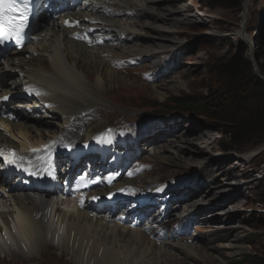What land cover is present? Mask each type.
<instances>
[{
    "label": "bare ground",
    "instance_id": "obj_1",
    "mask_svg": "<svg viewBox=\"0 0 264 264\" xmlns=\"http://www.w3.org/2000/svg\"><path fill=\"white\" fill-rule=\"evenodd\" d=\"M165 1L96 0L95 4L86 3L82 10L89 12L95 19L86 22L80 14H74L77 20L84 21L82 22L83 26L90 28L78 43L69 39L72 30L62 28L56 21L44 28L41 42L29 48L28 51H31L32 54L36 53L35 58L31 56L28 60H24L19 57L20 55L16 57L9 55L6 60L0 61V73L5 74L8 79H12L8 86L3 83L1 93L16 94L15 90L10 87L14 86L16 77L22 76V79L28 80L29 84L33 83L42 88L45 97L52 105L50 116L60 119L62 126L67 124L71 116L76 113L77 117L89 112L90 110H87L89 107L86 106L88 101H84V98L94 99L93 93L85 84L90 81L91 75L97 74L100 70H106L104 77L117 76L113 69L117 67V59L123 58V55L133 54L139 56L145 54V56L153 57L158 55V52L169 48L167 45L160 46L157 44L160 41L167 42L168 40L166 36L162 37L157 32L158 28L150 27L151 21L154 23L166 21L170 24L173 15L181 13V11L171 13L162 4ZM155 12H161L162 14L157 15ZM147 33H149V36ZM145 38L150 39V44L149 42L146 45L142 43ZM96 47L99 48L95 49ZM104 67L106 69H103ZM17 71L20 74L14 77L13 74ZM97 76L99 77V73ZM108 81L111 80L108 78ZM92 88L97 93H102L104 90L96 86L95 88L92 86ZM68 96L74 98V100H68ZM13 114L18 119L17 124L9 123L6 126L9 128V134L17 136L18 139H11L0 133V147L16 148L25 157L34 156L38 150L37 147L44 146L43 144L46 142L42 141L51 132L45 133L42 127H35L29 117L23 114L22 111L16 110ZM1 121L3 123H0V126L4 128L5 132L6 127L3 124L6 123L3 120ZM90 123L91 121L87 119L75 120L74 125L78 126L72 128L74 130L65 137V141H60L57 136L53 137L51 141L53 149L63 150L77 142H83L79 146H90L95 129L97 130L98 127L103 125L102 122L97 120ZM39 125L48 126L49 124L45 122ZM157 139L158 137H155L154 141ZM107 140L108 136L106 137ZM161 141L168 143L169 139L163 138ZM202 141L206 143L205 140ZM122 144L126 143L123 141ZM84 147L80 148V151ZM120 147L125 148L124 145H120ZM103 149L106 150L105 146H103ZM160 149L168 151L167 147ZM87 158L90 159V164L94 163L95 158L93 155L84 158L82 163L87 162ZM164 159L173 163L175 161V158L172 157L165 156ZM164 159L160 157L161 161H164ZM183 160L175 162L186 167L187 162L190 161L185 158ZM203 160L208 161L205 165H197V169L201 172V176L210 179V184L213 185L217 183L215 176H221L219 175L220 172L217 174L216 170L219 165L208 158ZM56 161L64 167L69 163V159L65 156H58ZM80 167L85 168L83 164ZM223 171H225V168L221 172ZM38 172L39 169L36 173ZM214 173L217 175L213 176ZM226 175L224 176L228 177L229 174ZM135 176V171H129L128 167L120 166L119 182L112 184L108 182L106 177H101L100 181L92 188L91 193L95 196L100 195V187L106 185H114L115 189L123 188L126 191L127 185L129 187L130 185L145 187L161 182L159 178L144 180L140 177L134 180ZM174 181L177 187L171 189V185L168 186V189H171L167 194L170 197L169 203L176 210L180 208L188 210L185 213L189 214L190 220L198 214L222 207L224 200H233L234 204L237 202L236 199L234 200V197L237 198V196L228 193L226 196H219L215 200L212 199V201L209 199L210 202L208 201L206 204V201H204L203 204L206 206H202L201 201L203 199L198 198L196 202L194 199L196 196H193L201 191L206 183H203L200 179L193 180L195 186L190 188L187 181L185 183L181 182L183 184L178 183V180ZM215 187H217V184ZM207 189L208 194L212 193L213 188ZM27 190H35L40 199L35 201L30 196L31 193L26 192ZM49 194L51 193L45 190H38L32 186L21 184L19 178L12 179L8 178L7 175H0V200L5 203L8 202L10 205L8 211H0L1 252H4L3 239H15L14 233H17L28 250L27 252L20 251L18 254L10 252L8 256L13 260L19 258L29 259L37 255L46 258L54 254L51 252L53 243L48 241L45 236L46 229L43 220L46 218L58 237H62V246L59 249L62 255L69 256L67 258L69 264H181L182 262H179L181 259L207 263L211 259H219L204 252L208 249L204 248L205 246L186 244L191 239L187 236H183L182 240L179 239L180 241L174 242L170 241V234L162 236L159 233L162 231V227L156 230L153 229L148 233L136 224L127 225L123 221L115 222L113 225L106 224L100 218L90 217L89 205L82 206L78 211H75L74 205H71L68 201H64L62 205L56 202V199L49 200ZM202 197H205L203 191ZM4 202L3 204H5ZM120 202L131 203L132 200L121 198ZM238 204H240V201H238ZM153 208H156V206H151L149 209ZM167 214L169 215L170 212H167ZM234 217H236L235 214L227 213L223 216L222 221L226 222ZM220 219L214 218L211 222H217ZM14 243L18 246L16 240H14ZM223 262L221 259V263ZM59 263L61 264V262Z\"/></svg>",
    "mask_w": 264,
    "mask_h": 264
},
{
    "label": "rangeland",
    "instance_id": "obj_2",
    "mask_svg": "<svg viewBox=\"0 0 264 264\" xmlns=\"http://www.w3.org/2000/svg\"><path fill=\"white\" fill-rule=\"evenodd\" d=\"M211 2L212 0H166V4L163 2L171 13L181 11L173 15L170 24L166 21L150 22V27L158 28L157 32L162 37L166 36L168 40L157 44L167 45L169 48L153 57L130 54L118 58L117 62L123 60L125 65L120 64L119 68L113 69L117 76L104 77L106 70H100L99 77L98 73L90 76V81L85 84L93 93L94 99L85 97L84 101H88L87 110L96 108L95 114L89 112L90 118L102 122L103 125L118 124L119 119L120 123L131 124L135 130L148 132L158 124L165 126L156 140V153L153 155L143 153L141 157V160L147 163L143 168H151L145 174L144 180L159 178L167 187L169 182L174 180H178V183L187 181L190 188H194L193 180L200 179L206 185L193 197L196 196L194 198L196 202L198 198L203 199L202 204L228 193L237 196L234 197V200H237L235 204L233 200H224L222 207L198 214L180 225V233L182 231L189 233L194 245L205 246L204 248L208 249L204 252L219 259H211L209 263L181 259L179 260L181 264H251L246 257L255 256L256 259L264 261V205L258 204L254 197L260 182L264 180V145L241 153L228 151V146H222L221 126L218 123L199 115L195 110L197 108H194L196 113L186 112L173 108L170 104L172 97L184 96L195 98L201 103L211 102L208 96L209 89H212L213 67L230 55L229 42L233 45L242 42L248 48L247 56L254 59L255 63L259 59L264 60V51L258 46V38L264 28V0H241L240 10L230 9L227 5L211 9L208 6ZM155 13L159 15L161 12ZM147 35L149 36V33ZM146 40L147 38L142 43L150 44V39ZM144 72L152 73V81L147 82L143 79ZM257 73L258 70H255V74ZM108 78L111 81H108ZM92 86L104 90L97 93ZM40 120L49 124L46 130L51 132L50 135L52 132L61 131L60 119L54 117L51 119L47 116L41 117ZM124 135L128 138L129 132H124ZM163 138L169 139L168 143L162 142ZM115 139L114 146L119 148L116 153L110 150V156L104 164L109 166L111 171L114 170L112 166H116V171L120 169V160L124 157V153L120 155L122 141L119 131H116ZM145 146H140V149L144 151ZM162 147H167L168 151L160 149ZM165 156L175 158L176 162L184 161L183 158L190 162L184 167L175 161L173 163L164 159ZM160 157H163L164 161H161ZM204 158L219 165L215 168L217 174L220 172L221 176L213 174L217 178V183L213 185L210 184V179L201 176L197 169V165H205L208 161L203 160ZM128 160L125 157L124 163ZM224 168L227 172H221ZM232 169L234 171H231ZM110 173H107V177ZM226 174H229L228 177L224 176ZM207 188H213L212 193L208 194ZM202 191L206 198L202 197ZM118 196L120 197L119 193ZM185 210L180 208L172 211V217L176 218L175 216ZM227 213L235 214L236 217L226 222L222 221ZM214 218L221 219L211 222ZM55 254L48 257L46 262L40 260L32 262L60 264V261L56 262L51 258ZM61 258L62 264H69L67 262L69 256ZM8 263V260H0V264Z\"/></svg>",
    "mask_w": 264,
    "mask_h": 264
},
{
    "label": "trees",
    "instance_id": "obj_3",
    "mask_svg": "<svg viewBox=\"0 0 264 264\" xmlns=\"http://www.w3.org/2000/svg\"><path fill=\"white\" fill-rule=\"evenodd\" d=\"M227 5L241 9V0H212L211 9ZM230 44V55L213 67L210 103L195 98L172 97L173 108L183 111H198V114L221 126L222 146L228 151L244 152L264 145V81L255 74L254 65L247 56L248 48L238 42ZM259 49L264 51V28L258 38ZM233 50V51H232ZM259 74L264 77V60L256 61ZM254 197L264 205V180L260 182ZM251 264H264L255 256L246 257Z\"/></svg>",
    "mask_w": 264,
    "mask_h": 264
},
{
    "label": "snow or ice",
    "instance_id": "obj_4",
    "mask_svg": "<svg viewBox=\"0 0 264 264\" xmlns=\"http://www.w3.org/2000/svg\"><path fill=\"white\" fill-rule=\"evenodd\" d=\"M32 2L34 3V0ZM28 3L29 0H0V44H4L6 41H14L17 45L21 44L24 31L29 26ZM2 154L0 151V155ZM9 156H12L13 159L10 160L8 156H5V162L13 163L15 152L10 151ZM84 180L85 178L81 177V181ZM111 180L112 177H109L108 182L111 183ZM87 183H96V181H88Z\"/></svg>",
    "mask_w": 264,
    "mask_h": 264
},
{
    "label": "water",
    "instance_id": "obj_5",
    "mask_svg": "<svg viewBox=\"0 0 264 264\" xmlns=\"http://www.w3.org/2000/svg\"><path fill=\"white\" fill-rule=\"evenodd\" d=\"M251 62L253 63L255 70H257V66H256V63H255V60L251 59ZM256 75L258 76V78L260 80L264 81V77L263 76H261L259 73H257Z\"/></svg>",
    "mask_w": 264,
    "mask_h": 264
}]
</instances>
